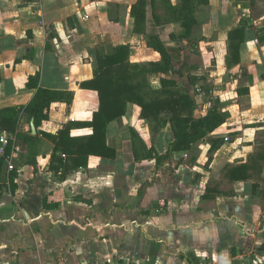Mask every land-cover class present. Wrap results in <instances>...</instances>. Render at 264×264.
<instances>
[{"label":"crops","instance_id":"0c3cea01","mask_svg":"<svg viewBox=\"0 0 264 264\" xmlns=\"http://www.w3.org/2000/svg\"><path fill=\"white\" fill-rule=\"evenodd\" d=\"M137 1L0 0V109L31 101L35 89L28 80L37 72L42 87L74 92L71 103H52L50 119L36 132L27 113L12 132L18 177L13 191L5 162L0 264H187L185 253L199 264L264 263V173L258 180L227 174L264 141H253L250 130L256 127L243 125L252 114L264 118V0H209L195 10L193 34L200 26L198 38L215 46L214 66L201 77L210 95L194 94L196 115L205 114L212 99L230 114L216 132L158 162L157 154H165L174 140L171 125L152 133L140 106L130 103L108 125L115 158L92 155L87 166L64 174L53 161L55 145L44 132L57 134L69 122L72 136L93 132L88 122L99 109V94L81 83L93 78L97 54L109 52V45L130 43L132 61L143 64L151 55L157 61L147 35L158 34L177 70L159 78H172L190 93L198 89L189 73L183 75V24L168 17L180 0H156L154 6L147 0L145 34L134 30L130 11ZM239 26L245 27V40L239 62L229 66V33ZM152 79L148 74L150 86L159 88ZM226 135L234 142L210 153L211 139ZM207 187L214 190L205 197Z\"/></svg>","mask_w":264,"mask_h":264},{"label":"trees","instance_id":"16d2710c","mask_svg":"<svg viewBox=\"0 0 264 264\" xmlns=\"http://www.w3.org/2000/svg\"><path fill=\"white\" fill-rule=\"evenodd\" d=\"M153 6L156 0H152ZM168 0H163L167 3ZM209 0H180L177 6L169 9V15L174 21H181L184 32L181 39L188 41L182 47L183 54L189 51L198 52V41L190 39L193 26L197 23L195 10L200 4H207ZM131 16L134 18V30L138 34L146 33L147 0H138L131 6ZM155 17L157 16L156 13ZM158 17V16H157ZM170 18V17H169ZM172 37L176 38L172 33ZM245 40V27L239 26L229 33V66L238 63L241 44ZM148 47L155 50L160 58L157 61H150L148 65L134 62L130 59L131 44L123 43L112 47L109 52L99 51L97 54L98 65L94 70L92 79L83 81L82 88L96 90L99 94L100 105L95 111L93 119L88 124L93 132L87 136H72L71 130L74 122L66 124L57 134L44 132V135L54 142L53 161L57 169H63V174L68 168L85 167L92 155L103 158H115L116 150L107 143L108 125L123 117L128 111L130 103L137 104L141 108L140 117L153 124V129L160 131L169 123L171 125L174 140L170 143L168 151L163 155L157 154V161L168 158L172 152L187 151L196 142L205 139L208 135L216 132L229 119L230 114L222 111L217 99H214L208 111L200 116L196 115L198 103L196 97L186 90L178 87L176 80L168 77L161 78L159 90H151L148 74L175 73L177 72L172 55L166 48L163 40L158 34L147 35ZM188 60L184 61L182 70L187 68ZM41 75L37 72L29 76L28 86L35 89V94L26 105L9 106L0 109V118L3 128L6 131L17 133L20 119L27 113L34 119L38 127L50 119L51 105L55 101L71 103L74 99V92L44 88L40 85ZM210 95V91L205 90ZM244 92V91H241ZM224 142L223 138L214 137L211 139L209 152H214ZM261 150L253 153L249 161L234 165L228 169V177L232 180H251L254 173L262 168L258 162L264 163V141L258 145ZM12 146L9 148V153ZM152 153L157 152L153 147ZM212 161V155L208 163ZM5 161L0 158V198L1 192L6 188L7 181L4 179ZM18 170L12 169L8 172L7 178L11 190L17 188L16 179ZM258 188V182H254L253 189ZM214 190L207 187L205 197ZM45 207L50 208L51 205ZM183 258L190 259L191 254H182ZM134 264V263H130ZM264 264V263H257Z\"/></svg>","mask_w":264,"mask_h":264},{"label":"rangeland","instance_id":"374dc122","mask_svg":"<svg viewBox=\"0 0 264 264\" xmlns=\"http://www.w3.org/2000/svg\"><path fill=\"white\" fill-rule=\"evenodd\" d=\"M168 17L171 18V15H169ZM201 33H202V30H201V27L200 26L196 29V32L194 34H193V29H192V38H190V39H193V40L198 41V47L197 48L199 49V51L198 52H193V53L192 52L190 53L189 51H187L186 53L184 52V54L182 56V59L184 61L185 60H188V66H187V68L183 69V75L185 76L186 73H189V75L193 77L192 78V81H193V84L195 86L194 89H197L198 88L200 90V92L199 91L197 92V90H196L194 93L192 92L193 94L190 93L194 97H195L194 94L196 92H197V94L204 95L205 90H207V87H206L205 82H201V77H203L204 75H206V71L207 70H210L211 67L214 66L213 65V62L211 60V53L214 51L215 46L213 44H211L207 40L206 37H204L202 39H199L198 37L201 35ZM193 35H197V36L196 37H193ZM112 47H113L112 45H109L107 48H108L109 51H111ZM225 47H226V45L223 43L220 46V50L225 51ZM151 58H152V55H151L150 58L147 57V59H144L143 64L148 65L149 62H150V60H151ZM209 62H210V64H209ZM225 62H226V66H227V60ZM199 67H203L204 70H202V72L199 71L198 70ZM206 68H208V69H206ZM159 74H165V73H156L155 74L156 76L154 74H150V76H152V78H153L152 80L154 81V84H153V82H152V84L153 85H159L161 87V78L162 77L159 78ZM169 74H172V73H169ZM181 85H184V84H178V87L181 86ZM150 87H151V90H153V91L160 89V87L157 88V89L153 88L152 86H150ZM179 88L182 89V90H186L184 86L179 87ZM189 92H191V91H189ZM212 101H214V99H212ZM204 103H205L204 100H201V103H199V104L202 105ZM243 125H245L244 127H248V126L256 127L255 130H253V131L250 130L251 133H254L255 134L253 136L254 137L253 138V141H256L255 139L263 140L262 137L264 136V118L261 119V118L256 117L255 115L252 114L250 116L248 122L243 123ZM150 130H151L152 133H157L158 132V131H156V130L153 129V124L151 122H150ZM249 135L250 134H247V136H249ZM226 136L229 137V141H226L224 139L223 144H225V142H227L229 145H231L234 142V141H231V138L232 137L230 135H226ZM256 148L258 150H261V148L259 146H257ZM258 162H260V164H262V168L260 167V170L257 171L256 173H254V178L257 179V180L258 179H261L262 173H264V163L261 160L260 161L258 160ZM223 183H227V182H225L223 180ZM225 188H228V186H226ZM259 226H261V222L258 223V228H259ZM229 253H230V250L227 251V254H229ZM193 255H194V253H193ZM188 262L189 263H187V264H199V261H197V258H195L193 256L190 257V259L188 260Z\"/></svg>","mask_w":264,"mask_h":264},{"label":"built area","instance_id":"2783aa9c","mask_svg":"<svg viewBox=\"0 0 264 264\" xmlns=\"http://www.w3.org/2000/svg\"><path fill=\"white\" fill-rule=\"evenodd\" d=\"M198 91L200 92L199 89H197V92ZM199 95H201V94H199ZM224 139L226 141H229V137H227V136H225ZM12 140H13L12 132L6 131L3 128L1 118H0V158L4 159V161L7 163L9 170L14 169V167H15V165L12 161V155H11V153H9V148L11 146L13 147Z\"/></svg>","mask_w":264,"mask_h":264},{"label":"water","instance_id":"95a60500","mask_svg":"<svg viewBox=\"0 0 264 264\" xmlns=\"http://www.w3.org/2000/svg\"><path fill=\"white\" fill-rule=\"evenodd\" d=\"M32 129H33L34 132H36V126H35L34 120H32Z\"/></svg>","mask_w":264,"mask_h":264}]
</instances>
